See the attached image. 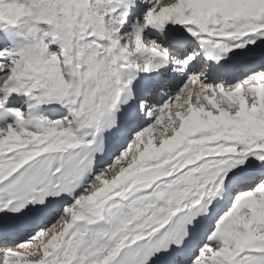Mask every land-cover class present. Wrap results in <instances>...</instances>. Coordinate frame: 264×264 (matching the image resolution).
<instances>
[{
	"label": "snow or ice",
	"instance_id": "6c2138e0",
	"mask_svg": "<svg viewBox=\"0 0 264 264\" xmlns=\"http://www.w3.org/2000/svg\"><path fill=\"white\" fill-rule=\"evenodd\" d=\"M3 5L0 264H264V0Z\"/></svg>",
	"mask_w": 264,
	"mask_h": 264
},
{
	"label": "clouds",
	"instance_id": "9594fccd",
	"mask_svg": "<svg viewBox=\"0 0 264 264\" xmlns=\"http://www.w3.org/2000/svg\"><path fill=\"white\" fill-rule=\"evenodd\" d=\"M14 19V14L11 13L7 5L0 6V19Z\"/></svg>",
	"mask_w": 264,
	"mask_h": 264
},
{
	"label": "bare ground",
	"instance_id": "6f19581e",
	"mask_svg": "<svg viewBox=\"0 0 264 264\" xmlns=\"http://www.w3.org/2000/svg\"><path fill=\"white\" fill-rule=\"evenodd\" d=\"M13 31H15V30H13ZM4 36H5V32L3 30H0V39H2ZM54 49H55V46L54 45L51 46L50 50H54Z\"/></svg>",
	"mask_w": 264,
	"mask_h": 264
}]
</instances>
